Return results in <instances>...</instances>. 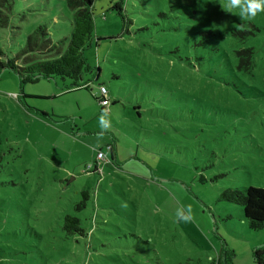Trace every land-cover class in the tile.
I'll list each match as a JSON object with an SVG mask.
<instances>
[{
	"label": "rangeland",
	"instance_id": "1",
	"mask_svg": "<svg viewBox=\"0 0 264 264\" xmlns=\"http://www.w3.org/2000/svg\"><path fill=\"white\" fill-rule=\"evenodd\" d=\"M110 2L93 1L101 38L83 51L81 87L56 76L21 92L0 72V264H208L222 245L255 264L264 226L220 195L264 187V0H124L126 31ZM38 25L67 36L64 0H14L1 50ZM249 46L239 71L232 50ZM99 149L100 171H86ZM66 214L94 226L87 238L64 233Z\"/></svg>",
	"mask_w": 264,
	"mask_h": 264
},
{
	"label": "trees",
	"instance_id": "2",
	"mask_svg": "<svg viewBox=\"0 0 264 264\" xmlns=\"http://www.w3.org/2000/svg\"><path fill=\"white\" fill-rule=\"evenodd\" d=\"M93 1L64 0L71 11V30L67 36L52 41L48 37L46 25H38L26 35L24 44L14 54L5 55L0 48V72L4 68L14 71L20 82L21 92L24 84L36 83L41 79H51L56 76L63 80H71L70 85L73 87H81L82 84L79 81L83 73L89 71L83 51L92 42L96 44L101 38L94 35ZM13 3L14 0H0V27L8 25ZM109 7L121 18L122 31H126L129 18L124 12V0H111ZM230 34L239 39L246 36L237 30ZM217 48L218 45L215 49ZM231 57L233 61L235 60L237 70H248L253 66L254 49L251 46L233 49ZM83 86L87 88L86 84ZM111 103L113 101H110L108 107ZM100 108L103 109L102 106ZM41 115L46 116V113L41 112ZM109 145V160L115 162V141H110ZM91 172L95 173L93 170ZM80 194L82 198L75 205L77 211L86 207V200L89 197L86 190L80 191ZM220 199L239 205L250 229L259 230L264 226V187L248 186L244 190L228 189L221 193ZM61 228L69 236L77 235L87 238L94 226L87 231L81 225L79 217L66 214ZM252 253L255 264H264V246L255 248ZM233 256V251L222 245L220 252L208 264H232Z\"/></svg>",
	"mask_w": 264,
	"mask_h": 264
},
{
	"label": "built area",
	"instance_id": "3",
	"mask_svg": "<svg viewBox=\"0 0 264 264\" xmlns=\"http://www.w3.org/2000/svg\"><path fill=\"white\" fill-rule=\"evenodd\" d=\"M87 85V84H86ZM98 97V104L102 107H108L109 103H110V99L108 97V93L106 90V87L104 85H100L98 87V93H97ZM106 148L109 151L110 149V145L106 144ZM105 154L103 153V151H101L100 149L97 150L96 152V156H95V162L93 164H86L85 165V170L86 171H100V167L99 164L101 161H105Z\"/></svg>",
	"mask_w": 264,
	"mask_h": 264
},
{
	"label": "crops",
	"instance_id": "4",
	"mask_svg": "<svg viewBox=\"0 0 264 264\" xmlns=\"http://www.w3.org/2000/svg\"><path fill=\"white\" fill-rule=\"evenodd\" d=\"M103 109H104V107H103ZM108 144H110V143H108ZM116 148V147H115ZM116 151H117V149H116Z\"/></svg>",
	"mask_w": 264,
	"mask_h": 264
}]
</instances>
